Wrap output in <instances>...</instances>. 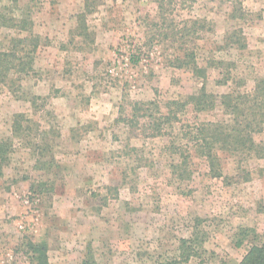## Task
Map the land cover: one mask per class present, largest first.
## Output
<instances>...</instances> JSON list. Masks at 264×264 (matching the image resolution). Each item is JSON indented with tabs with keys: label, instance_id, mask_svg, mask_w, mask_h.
Returning a JSON list of instances; mask_svg holds the SVG:
<instances>
[{
	"label": "rangeland",
	"instance_id": "rangeland-1",
	"mask_svg": "<svg viewBox=\"0 0 264 264\" xmlns=\"http://www.w3.org/2000/svg\"><path fill=\"white\" fill-rule=\"evenodd\" d=\"M168 2L159 13L154 0H89L87 11L83 0H0L1 16L38 36L31 63L0 80V264H38L31 241L46 244V264H170L190 236V264H238L264 241V159L214 152L219 177L198 152L176 167L186 121L162 135L123 121L132 102L184 100L203 84L251 91L264 77V0H242L244 19L228 17L229 0ZM233 27L246 48L223 45ZM16 36L0 24V51ZM185 51L229 62L232 80L216 83L227 64L205 79L178 66ZM198 115L224 117L219 106Z\"/></svg>",
	"mask_w": 264,
	"mask_h": 264
},
{
	"label": "trees",
	"instance_id": "trees-1",
	"mask_svg": "<svg viewBox=\"0 0 264 264\" xmlns=\"http://www.w3.org/2000/svg\"><path fill=\"white\" fill-rule=\"evenodd\" d=\"M83 1L84 9L87 11L89 0ZM154 1L159 13L169 4L168 0ZM228 8L230 19H244L248 14L242 0H229ZM0 24L18 30V36L9 39L8 48L0 51V80L4 81L10 71H23L26 65L31 63L30 54L37 47L38 36L32 31L31 22L24 17L14 19L0 15ZM223 45L234 49L246 48L247 42L242 28L233 27L226 31L223 35ZM18 53H24L23 57L20 58ZM180 57H176L180 61L178 66L187 65L201 79L207 78L208 67L217 69L227 64V74H221L216 83L226 85L232 80L228 68L229 62L209 58L205 61L207 65H201L193 51H185L183 58ZM220 73H222L221 68ZM188 105L192 108L189 117L186 116ZM217 106L223 111L222 119L200 120L199 112L212 110ZM130 111L129 116L123 118V121L129 125H146L152 131V135H162L165 129L186 121L185 130L181 124L184 132L179 142L173 144L174 152L178 153L176 167L186 163V159L191 157L190 152H198L207 161L212 175L219 177L222 174L221 166L214 152H227L234 156L245 153L264 159V137L257 138L264 132V77L257 78L249 92L232 87L225 92L215 94L208 91L203 84L196 93L188 95L184 100L155 98L146 102H132ZM18 116L19 114H16L15 117ZM6 147L5 143L0 141V160L4 158L2 153ZM195 243L193 236L180 238L177 258L170 264H190L199 256ZM29 246L36 263L46 264V244L31 241ZM201 249V253L206 254L207 251L202 246ZM212 255L213 252H209V256ZM81 264L97 263L93 260H83ZM238 264H264V241L251 244Z\"/></svg>",
	"mask_w": 264,
	"mask_h": 264
}]
</instances>
